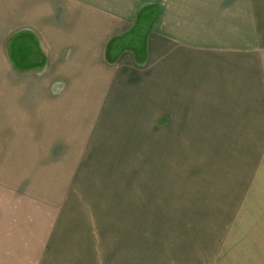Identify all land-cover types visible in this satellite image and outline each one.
<instances>
[{
    "label": "crops",
    "instance_id": "0c3cea01",
    "mask_svg": "<svg viewBox=\"0 0 264 264\" xmlns=\"http://www.w3.org/2000/svg\"><path fill=\"white\" fill-rule=\"evenodd\" d=\"M244 3L243 21L242 0H0V52L19 71L12 47L24 38L42 53L25 69L48 72L9 77L27 87L14 100L25 90L29 100L101 102L105 121L132 128L153 118L146 212L153 253L169 264L213 262L238 215L264 197V31L257 1ZM152 5L146 60L126 49L110 60L113 42ZM55 84L69 85V97L55 99ZM17 191L0 186L1 264L57 262L65 208Z\"/></svg>",
    "mask_w": 264,
    "mask_h": 264
},
{
    "label": "rangeland",
    "instance_id": "374dc122",
    "mask_svg": "<svg viewBox=\"0 0 264 264\" xmlns=\"http://www.w3.org/2000/svg\"><path fill=\"white\" fill-rule=\"evenodd\" d=\"M244 1L243 21L249 17ZM255 1L263 32L264 0ZM23 40L15 39L23 45L12 47L19 71L11 66L9 53L0 52V186L16 189L29 200L65 208L58 260L51 264H169L153 253L156 239L149 236H153L154 214L146 212L152 211L146 194L153 118L146 117L143 126L132 128L123 126L119 117L105 121L101 102L97 106L89 101L29 100L25 90L14 100V88L27 87L14 86L9 77L48 76L40 69H25L37 65L42 53ZM259 44H264V32ZM71 91L69 85L55 84L54 98L66 92L65 98L69 97ZM139 141L147 142L146 148L143 144L140 149ZM246 208L210 264H264V197Z\"/></svg>",
    "mask_w": 264,
    "mask_h": 264
},
{
    "label": "trees",
    "instance_id": "16d2710c",
    "mask_svg": "<svg viewBox=\"0 0 264 264\" xmlns=\"http://www.w3.org/2000/svg\"><path fill=\"white\" fill-rule=\"evenodd\" d=\"M158 15L156 6H147L140 13L135 28L123 39L115 40L108 53L110 60H115L123 50H130L140 63L146 60L147 37Z\"/></svg>",
    "mask_w": 264,
    "mask_h": 264
}]
</instances>
